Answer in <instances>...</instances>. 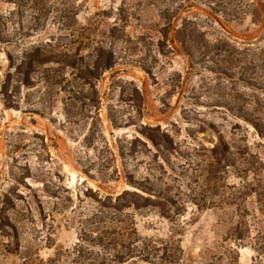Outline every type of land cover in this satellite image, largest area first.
Here are the masks:
<instances>
[{
	"label": "rangeland",
	"instance_id": "374dc122",
	"mask_svg": "<svg viewBox=\"0 0 264 264\" xmlns=\"http://www.w3.org/2000/svg\"><path fill=\"white\" fill-rule=\"evenodd\" d=\"M36 3L46 19L30 3L0 27V264L113 262L134 231L219 263L264 177V0ZM36 49L52 62L29 88L16 65Z\"/></svg>",
	"mask_w": 264,
	"mask_h": 264
},
{
	"label": "trees",
	"instance_id": "16d2710c",
	"mask_svg": "<svg viewBox=\"0 0 264 264\" xmlns=\"http://www.w3.org/2000/svg\"><path fill=\"white\" fill-rule=\"evenodd\" d=\"M11 1L15 4L13 12L9 16H3L0 14V27H4L5 30L9 28V23H13L14 18L18 20V28L15 30V34L18 33V30H22V20L26 15L27 4L29 5L30 3L33 5L29 6V9L34 11L33 13L38 16L35 17V20L39 19L40 21L47 17L46 12L41 8L37 9L34 6V3L37 4V0H26L27 4L24 3L25 0ZM5 30H0V35L2 34V31ZM7 35L9 39L7 42H12V39L10 38L12 33H7ZM97 55L98 57L105 56L102 65L100 64L103 70L110 69L114 65L111 49H105L102 47L99 49ZM51 62L52 60H50L46 54L41 53L39 49H36L32 54H28L16 65V73L22 77V85L29 88L36 87L37 82L32 74L37 71L39 66H45ZM74 65L75 64H73V66ZM82 65L84 77H93L92 70H90V63L86 61L82 63ZM97 67L99 69V63ZM255 127L259 131V126L257 124ZM250 171L254 173V175L260 174L259 167H253ZM244 193L247 197H254L258 205L257 210L256 212L251 213L246 205L247 201H245V212L239 216L241 218L240 221L238 220L232 229V235L240 246L230 249L227 254L225 253L219 260V263L212 262V264H244L240 261V255L242 249L246 248L252 251L254 255L251 256L250 261L245 264H264V177L256 184L255 188L253 183H247L244 186ZM129 194L137 196V198L142 199L145 202H151L150 198L134 193ZM157 197L162 198L163 200L165 198L163 195H158ZM120 200L135 203L133 200L127 199V197L125 198L123 196L120 197ZM163 200H160V205L162 206V209L165 210L166 202ZM233 203H236V201L233 200ZM133 234L136 239L135 243L131 242L130 244L125 245L123 242H116V261L112 262L106 259L99 260V258L93 257V253L88 252L86 264H129L131 262H136L137 260L148 262L147 264H180L181 257L177 254V252L180 251V247L175 248L165 245L161 248H155L150 240L139 238L137 231H134L132 235ZM118 245L121 249L118 248ZM82 255H84L83 251ZM207 263L211 264L210 262H202V264ZM134 264L140 263L136 262Z\"/></svg>",
	"mask_w": 264,
	"mask_h": 264
}]
</instances>
